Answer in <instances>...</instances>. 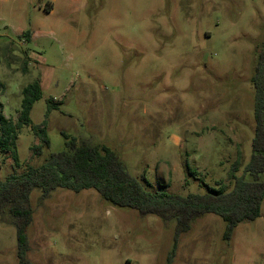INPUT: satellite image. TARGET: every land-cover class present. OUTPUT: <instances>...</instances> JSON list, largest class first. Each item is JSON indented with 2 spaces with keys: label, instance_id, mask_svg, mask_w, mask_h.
Listing matches in <instances>:
<instances>
[{
  "label": "rangeland",
  "instance_id": "rangeland-1",
  "mask_svg": "<svg viewBox=\"0 0 264 264\" xmlns=\"http://www.w3.org/2000/svg\"><path fill=\"white\" fill-rule=\"evenodd\" d=\"M263 42L264 0H0V111L16 122L22 90L39 83L30 118L50 141L37 156L38 137L19 129L17 161L0 144V180L63 151L68 135L112 149L150 191L231 190L229 171L239 159L242 176L252 155ZM30 204L31 264H167L175 220L93 189H35ZM225 228L216 214L197 218L173 264H264V200L230 241ZM0 264H18L16 228L1 215Z\"/></svg>",
  "mask_w": 264,
  "mask_h": 264
},
{
  "label": "trees",
  "instance_id": "trees-1",
  "mask_svg": "<svg viewBox=\"0 0 264 264\" xmlns=\"http://www.w3.org/2000/svg\"><path fill=\"white\" fill-rule=\"evenodd\" d=\"M31 33L24 32L22 37L29 40ZM252 83L255 89L252 155L242 176H237L240 160L232 166L228 173L233 185L231 190L222 184L204 194L150 191L145 175L139 178L131 175L112 149L68 135H65L63 151L51 154L39 166H29L20 174H10L0 180V215L16 228L18 264H31L27 257L30 250L27 229L33 220L30 195L35 189L41 190L43 198L59 188L75 193L93 189L114 207L133 209L142 216L154 215L164 222L175 220L174 242L167 264H173L180 237L191 230L197 218L206 214H216L223 219L224 239L230 241L239 224L260 217L264 200V181L258 180L259 174L264 172V42L258 51ZM22 95V109L16 122L8 120L0 111L3 132L0 144L15 161L18 160L17 132L22 127H30L39 139L40 143L32 147L35 155L41 156L50 145L44 124L33 125L30 118L34 103L42 97V87L35 82L26 86ZM48 102L51 108V100ZM246 174L252 175L254 180L246 181Z\"/></svg>",
  "mask_w": 264,
  "mask_h": 264
}]
</instances>
